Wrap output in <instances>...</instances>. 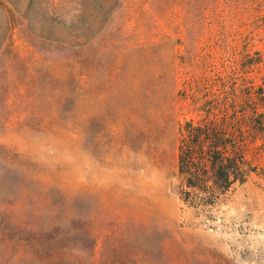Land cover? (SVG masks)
Returning <instances> with one entry per match:
<instances>
[{
  "label": "rangeland",
  "instance_id": "rangeland-1",
  "mask_svg": "<svg viewBox=\"0 0 264 264\" xmlns=\"http://www.w3.org/2000/svg\"><path fill=\"white\" fill-rule=\"evenodd\" d=\"M255 106L264 0H0V264H264V131L227 190L178 168Z\"/></svg>",
  "mask_w": 264,
  "mask_h": 264
},
{
  "label": "trees",
  "instance_id": "trees-1",
  "mask_svg": "<svg viewBox=\"0 0 264 264\" xmlns=\"http://www.w3.org/2000/svg\"><path fill=\"white\" fill-rule=\"evenodd\" d=\"M71 31L67 32L71 37L69 42L84 45L88 28L81 23L72 27ZM215 110L197 121L187 120L179 124L178 168L179 173L189 179V185L204 189L211 181L209 189L215 190L220 186L224 191L235 181L243 182L247 172L254 169L251 161L256 154L250 159L246 156L254 141L245 133L264 131V111H258L255 106L239 119L235 114L229 116L226 112L218 110L217 113Z\"/></svg>",
  "mask_w": 264,
  "mask_h": 264
}]
</instances>
